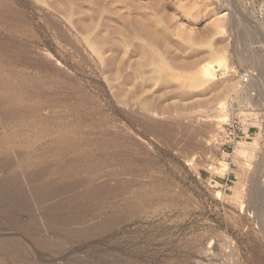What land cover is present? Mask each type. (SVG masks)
<instances>
[{"label":"rangeland","instance_id":"1","mask_svg":"<svg viewBox=\"0 0 264 264\" xmlns=\"http://www.w3.org/2000/svg\"><path fill=\"white\" fill-rule=\"evenodd\" d=\"M263 65L264 0H0V264H264Z\"/></svg>","mask_w":264,"mask_h":264},{"label":"bare ground","instance_id":"2","mask_svg":"<svg viewBox=\"0 0 264 264\" xmlns=\"http://www.w3.org/2000/svg\"><path fill=\"white\" fill-rule=\"evenodd\" d=\"M194 40V39H193ZM154 42V41H153ZM208 43V42H207ZM143 44V43H142ZM163 45V44H162ZM194 45V44H193ZM162 48V47H161ZM165 50V49H164ZM159 51H161V50H159ZM147 53V52H146ZM166 53V52H165ZM214 53V52H213ZM212 53V54H213ZM158 54V53H157ZM157 54H156V56H157ZM161 55V54H160ZM163 55V54H162ZM244 56V55H243ZM158 57V62H159V65L161 66V68H165V64H166V62L163 60V58L161 59V57L160 56H157ZM156 57V58H157ZM208 59V58H207ZM185 61V60H184ZM154 62V61H153ZM187 62V61H186ZM190 63V62H189ZM188 63V64H189ZM195 65V64H194ZM187 67V66H186ZM263 67H264V65H263ZM190 68V67H189ZM261 74H263L264 75V69L261 71ZM187 76V75H186ZM186 79L185 80H190V78L189 77H185ZM255 187V186H254ZM259 188H260V190H259ZM255 189H258L260 192H257L256 190V192H255V195H254V200L258 203V204H260L261 206H260V208L258 209V210H255V217L257 218V220L260 222V224L262 225V227L264 228V186L263 187H256ZM254 192V191H253ZM259 193V194H258ZM25 204V203H24ZM61 219V218H60ZM57 222V221H56ZM62 224V223H61ZM60 225V224H59ZM59 227V226H58ZM67 227V226H66ZM65 227V229H67ZM60 229H61V226L59 227ZM69 230V229H68ZM263 230V229H262ZM62 231V230H61ZM63 232H65V230L63 231ZM66 232H67V230H66ZM71 232V230H69V232L68 233H70ZM3 246V245H2ZM6 250H7V248H5ZM4 250V249H3ZM9 250V249H8ZM6 252H8V251H6ZM15 258H16V260H19L18 259V256H16L15 255Z\"/></svg>","mask_w":264,"mask_h":264}]
</instances>
